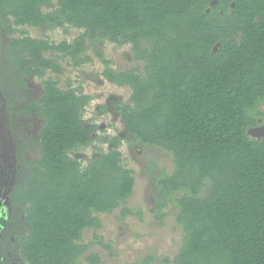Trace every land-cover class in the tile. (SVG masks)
I'll list each match as a JSON object with an SVG mask.
<instances>
[{
  "label": "trees",
  "instance_id": "trees-1",
  "mask_svg": "<svg viewBox=\"0 0 264 264\" xmlns=\"http://www.w3.org/2000/svg\"><path fill=\"white\" fill-rule=\"evenodd\" d=\"M44 24L82 31L57 44L13 37L3 54L12 73L0 87L62 74L63 58L92 62L89 43L131 45L142 67L115 71L97 55L102 75L132 91L116 106L126 132L172 155L174 170L156 177L151 206L159 220L177 208L183 239L172 264H264V137L248 132L263 117L264 0H0V36ZM59 83L45 79L42 98L19 108L43 121L37 147L21 155L29 153L15 191L25 214L19 255L27 264H101L83 232L102 228L100 213L141 214L127 206L134 171L123 164L121 139L99 137V125L84 119L91 96ZM96 141L113 147L86 164L72 155Z\"/></svg>",
  "mask_w": 264,
  "mask_h": 264
},
{
  "label": "rangeland",
  "instance_id": "rangeland-1",
  "mask_svg": "<svg viewBox=\"0 0 264 264\" xmlns=\"http://www.w3.org/2000/svg\"><path fill=\"white\" fill-rule=\"evenodd\" d=\"M81 31L67 24L66 27L44 24L39 27H16L13 34L2 33L0 36V55L2 52L0 77L7 79L12 73L10 63L3 54L5 46L13 37L27 33L33 38L57 44L63 40L72 42ZM99 52L110 61L109 67L115 71H126L133 67L143 66L142 62L134 58L131 45L118 44L105 39L89 43L85 54L92 58V62L74 66L68 58H63L60 60L63 67L62 74L46 70L42 77L34 75L25 78L21 83H10L9 85L4 83V87H0V138L8 143L4 147V143L0 140V147H3L1 148L3 153L6 148L10 150L6 152L8 155L6 158L10 160L6 182H10V185L12 182V187L14 183L13 188H19V184L24 181L28 169L22 171L24 167L18 156L19 149L26 151L27 147L36 148L43 125L40 117L25 116L19 108L28 99L40 100L42 98L43 81L47 78L59 79L62 88H67L70 83L71 86L80 88L83 93L91 96L90 103L84 111V119L93 120L99 125V137L117 136L121 139L119 149L122 153L123 164L134 171L136 180L133 195L127 201V206L134 211L141 212L140 215L134 213L121 217V208H119L112 213L98 214L103 224L102 228H88L83 232V240L89 246L87 253H98L101 264H133L148 255L153 256L150 264H172L171 261L178 253L183 239L182 228L175 220L177 208L172 204L165 208L166 216L160 220L151 211L156 197L155 179L163 173H171L174 170L172 155L157 147L144 146L126 132L116 106L118 103H129L132 91L129 87H120L109 82L102 75L105 64L98 57ZM5 107H10V112H8L11 118L6 116L3 120L1 112ZM259 109L263 114L260 123L248 130L255 139L264 137V100L260 103ZM111 147H113L111 143L101 144L96 141L92 146L81 148L72 155L86 164L99 153V148L107 151ZM12 152L16 157L12 158ZM22 158L26 159V154ZM14 210H17L19 214L23 212V208L19 206ZM17 225L20 231H24L25 225L22 221ZM95 235L101 237L103 243L110 245L111 251L101 245ZM18 252L19 249H15L12 254L19 258ZM13 264L27 263L18 259Z\"/></svg>",
  "mask_w": 264,
  "mask_h": 264
},
{
  "label": "flooded vegetation",
  "instance_id": "flooded-vegetation-1",
  "mask_svg": "<svg viewBox=\"0 0 264 264\" xmlns=\"http://www.w3.org/2000/svg\"><path fill=\"white\" fill-rule=\"evenodd\" d=\"M9 109H10V107L9 108L5 107V109L2 110L3 112H1V113L3 115V117H2L3 120H4V117H6V116H7V118H11V114H9V112H10ZM5 123H6V121H5ZM0 136H1V134H0ZM0 140L4 143V147L8 145V143H6L1 138H0ZM1 148H3V147H0V264H13L18 259L23 260L20 257V255H19V258L18 257L16 258L12 254V251H14L15 249H19L18 237L21 233H23V231L22 230L20 231L17 223L20 224V222H21L20 218H23L25 214H23V213L19 214V213H17V210H14V208L16 209L17 206L21 207L19 205V203L16 202V199H15V198H17L16 192H12L14 189H18V188H13L14 183H13V187H12V182H11V185H10V182H6V177H7V175H9L8 173H9V169H10L9 165H8L10 160H9V158H6V157H8L6 152L7 151L10 152V150L8 148H6V151H4V153H3V152H1ZM23 151H25V150L19 149V155L18 156H19V158H21V160H22L21 155H22ZM11 156H12V158L16 157V155L13 152H12ZM26 156H29L28 152H27ZM12 160L15 162L14 159H12ZM21 163H22V166L24 167V169L22 170L24 172V170H26V167L22 161H21ZM13 169L16 171L15 166H13ZM22 171H21V173H22ZM19 187H20V184H19ZM12 201H13V203H12ZM11 233H13V235ZM12 260H15V261L12 262Z\"/></svg>",
  "mask_w": 264,
  "mask_h": 264
}]
</instances>
